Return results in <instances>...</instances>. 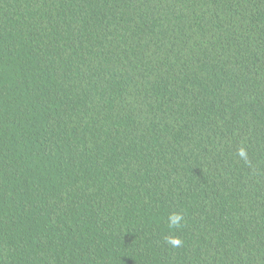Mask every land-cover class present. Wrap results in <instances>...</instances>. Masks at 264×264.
Segmentation results:
<instances>
[{
    "label": "trees",
    "instance_id": "trees-1",
    "mask_svg": "<svg viewBox=\"0 0 264 264\" xmlns=\"http://www.w3.org/2000/svg\"><path fill=\"white\" fill-rule=\"evenodd\" d=\"M0 264H264V0H0Z\"/></svg>",
    "mask_w": 264,
    "mask_h": 264
},
{
    "label": "clouds",
    "instance_id": "clouds-1",
    "mask_svg": "<svg viewBox=\"0 0 264 264\" xmlns=\"http://www.w3.org/2000/svg\"><path fill=\"white\" fill-rule=\"evenodd\" d=\"M238 155L243 158L245 161H247V152L246 150L241 147L238 151ZM182 217L177 215L174 220H173V223L174 224H178L179 220L181 219ZM168 243L174 245V246H179V244L181 243V241L178 239V238H169L168 239Z\"/></svg>",
    "mask_w": 264,
    "mask_h": 264
}]
</instances>
